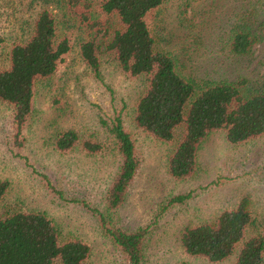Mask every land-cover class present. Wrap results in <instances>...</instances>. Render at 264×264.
Segmentation results:
<instances>
[{"label": "rangeland", "instance_id": "1", "mask_svg": "<svg viewBox=\"0 0 264 264\" xmlns=\"http://www.w3.org/2000/svg\"><path fill=\"white\" fill-rule=\"evenodd\" d=\"M80 8L106 30L95 33L73 14L66 0H0V68L7 65L12 44L24 39L36 13L57 15L58 29L68 38L69 51L55 72L33 84L29 116L16 135L11 109L0 100V180L8 182L0 216L12 211L43 212L58 230L59 239L76 238L89 247L84 264H126L121 252L104 236L97 218L84 207L103 209V194L119 162L112 137L99 119L120 114L134 141L139 165L117 210L118 225L131 231L147 227L144 264H231L187 254L180 245L183 228L211 222L222 210L233 209L243 197L255 222L264 217V133L231 144L222 131L210 132L198 145L194 172L172 177L166 161L173 141H162L134 125V105L142 77L124 74L106 50L114 22L101 13L96 0ZM156 44L169 52L179 71L201 82L243 81V94L264 91V0H163L148 16ZM249 33L248 51L228 50L233 32ZM96 34V35H95ZM95 35V36H94ZM94 36L99 46L96 78L79 53V45ZM72 129L79 136L72 148L59 151L55 135ZM181 128H177L178 135ZM82 140L99 144L87 152ZM188 196L167 203L177 195Z\"/></svg>", "mask_w": 264, "mask_h": 264}, {"label": "trees", "instance_id": "2", "mask_svg": "<svg viewBox=\"0 0 264 264\" xmlns=\"http://www.w3.org/2000/svg\"><path fill=\"white\" fill-rule=\"evenodd\" d=\"M87 0H66L89 30L96 34L107 29L97 20L80 11ZM163 0H96L101 13L114 22L106 44L120 70L130 77H142L143 86L133 111L134 125L162 141H173L175 147L167 158V172L180 179L191 175L196 167V152L200 142L212 131H222L231 144L245 142L264 133V91L243 94L237 82H197L184 76L169 52L157 46L148 24V16ZM24 39L12 44L7 52V65L0 68V100L11 109L16 135H20L31 110L33 84L36 79L53 74L69 51L67 37L58 29V19L52 11L36 13ZM95 34V35H96ZM94 35V36H95ZM91 39L83 40L79 53L96 78L99 76V46ZM229 52L246 53L251 39L245 31L233 32ZM100 125L112 137L119 162L103 194V209L83 205L97 218L101 233L121 252L126 264H144V237L147 227L131 231L117 222V210L123 203L127 187L139 165L131 134L123 127L120 114L99 119ZM181 128L177 135L175 131ZM79 142L72 129L58 132L53 140L56 150L65 151ZM87 152L99 149V144L82 140ZM8 182L0 180V204ZM177 195L167 203L184 200ZM255 219L248 210L245 197L230 210H222L211 222L183 228L180 245L190 255L221 262L231 255V264H264V217L258 220L256 232L244 238ZM89 247L79 239H59L52 221L39 211H12L0 216V264H84ZM179 264H186L181 262Z\"/></svg>", "mask_w": 264, "mask_h": 264}]
</instances>
